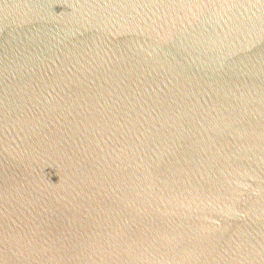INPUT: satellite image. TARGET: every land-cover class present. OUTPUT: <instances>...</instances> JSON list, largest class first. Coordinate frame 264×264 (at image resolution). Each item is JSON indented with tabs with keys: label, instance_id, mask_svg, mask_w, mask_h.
Segmentation results:
<instances>
[{
	"label": "water",
	"instance_id": "1",
	"mask_svg": "<svg viewBox=\"0 0 264 264\" xmlns=\"http://www.w3.org/2000/svg\"><path fill=\"white\" fill-rule=\"evenodd\" d=\"M0 264H264V0H0Z\"/></svg>",
	"mask_w": 264,
	"mask_h": 264
}]
</instances>
